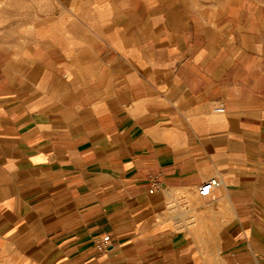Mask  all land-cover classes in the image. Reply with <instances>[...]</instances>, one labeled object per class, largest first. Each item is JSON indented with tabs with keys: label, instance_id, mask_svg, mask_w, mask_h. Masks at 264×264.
Segmentation results:
<instances>
[{
	"label": "crops",
	"instance_id": "0c3cea01",
	"mask_svg": "<svg viewBox=\"0 0 264 264\" xmlns=\"http://www.w3.org/2000/svg\"><path fill=\"white\" fill-rule=\"evenodd\" d=\"M39 2L0 23V264H264V0Z\"/></svg>",
	"mask_w": 264,
	"mask_h": 264
},
{
	"label": "rangeland",
	"instance_id": "374dc122",
	"mask_svg": "<svg viewBox=\"0 0 264 264\" xmlns=\"http://www.w3.org/2000/svg\"><path fill=\"white\" fill-rule=\"evenodd\" d=\"M20 2H16L14 3L13 0H1L0 2V13H1V21L0 23L3 25H6L10 22V18L15 12H17L18 16H24L25 15V11H29V7L32 8V13H33V18H34V22L38 21L37 19V15L41 12V7L43 5L40 4L39 1L41 0H36L37 2L33 3L31 6L29 4H26L25 2H23V0H17ZM21 14V15H19ZM37 19V20H36ZM20 22H24V20H21ZM6 33H8V30H5ZM4 40H9V36L5 35L3 36ZM8 43V41H6ZM8 45V44H7Z\"/></svg>",
	"mask_w": 264,
	"mask_h": 264
},
{
	"label": "built area",
	"instance_id": "2783aa9c",
	"mask_svg": "<svg viewBox=\"0 0 264 264\" xmlns=\"http://www.w3.org/2000/svg\"><path fill=\"white\" fill-rule=\"evenodd\" d=\"M213 110L216 112H223L225 110V106L222 102H220L214 106ZM156 184L157 182H154V185ZM220 184L221 181L219 178L212 177L199 186L198 194L202 197L209 196L212 193L213 189L220 186ZM111 246L112 243L109 235H104L100 240L96 242V248L100 252L107 251Z\"/></svg>",
	"mask_w": 264,
	"mask_h": 264
}]
</instances>
